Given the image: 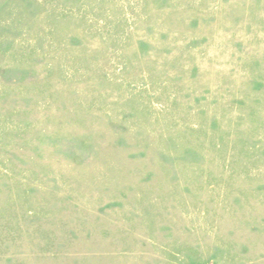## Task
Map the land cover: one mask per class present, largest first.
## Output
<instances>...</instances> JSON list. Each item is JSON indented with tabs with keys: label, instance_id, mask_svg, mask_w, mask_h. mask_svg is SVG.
Returning <instances> with one entry per match:
<instances>
[{
	"label": "rangeland",
	"instance_id": "374dc122",
	"mask_svg": "<svg viewBox=\"0 0 264 264\" xmlns=\"http://www.w3.org/2000/svg\"><path fill=\"white\" fill-rule=\"evenodd\" d=\"M0 264H264V0H0Z\"/></svg>",
	"mask_w": 264,
	"mask_h": 264
}]
</instances>
